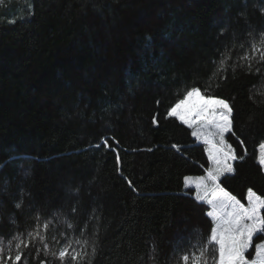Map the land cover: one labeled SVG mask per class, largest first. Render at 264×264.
<instances>
[{
  "label": "trees",
  "instance_id": "1",
  "mask_svg": "<svg viewBox=\"0 0 264 264\" xmlns=\"http://www.w3.org/2000/svg\"><path fill=\"white\" fill-rule=\"evenodd\" d=\"M262 8L264 0H2V255L17 232L26 238L37 209L50 216L77 205L65 219L77 228L87 221L84 232L61 222L47 235L56 248L53 235L65 242L58 232L87 241L89 254L96 248L91 264H182L184 253L199 256L213 224L206 201L183 180L212 166L208 145L167 116L191 87L233 106L244 141L226 134L243 159L231 162L220 186L242 203L249 188L264 196V63L251 61L249 73V61L239 59L264 31ZM222 54L230 55L226 70L213 76ZM260 241L264 233L254 245ZM214 255L209 247V264ZM40 258L26 251L23 264Z\"/></svg>",
  "mask_w": 264,
  "mask_h": 264
},
{
  "label": "snow or ice",
  "instance_id": "2",
  "mask_svg": "<svg viewBox=\"0 0 264 264\" xmlns=\"http://www.w3.org/2000/svg\"><path fill=\"white\" fill-rule=\"evenodd\" d=\"M2 2V0H0ZM264 13V8L260 10ZM252 36V34H249ZM250 45V52H246L239 59L249 61L247 68L249 73L252 71L251 61L258 58L260 63H264V31L259 33V41ZM149 39H151L149 37ZM243 47V45L241 46ZM230 59V55H221L219 67L213 76L218 72L224 71L225 66ZM213 63H216L213 61ZM243 67V65H239ZM256 74H260V69H256ZM211 79V78H210ZM227 79L226 76L220 78L217 87ZM210 89L201 90L200 87H191L186 91L184 98L172 106L168 112V117H176L183 124L192 128V135L198 140L202 139L208 147L205 151L212 166L205 169V175L197 177H184L187 185L194 184L197 189L196 199L206 201L211 210L206 213L211 217L213 225L208 237L207 244L200 252L199 256L184 253L179 256L178 262L182 264H209L205 258L209 247L214 246L215 255L211 259V264H264V241L254 245L256 234L264 233V196L258 195L252 188L247 190L245 197L247 203H242L240 199L232 195L220 186L219 180L224 173L234 171L232 161L243 159L238 157L236 149L225 139L226 134L236 137L241 146L244 141L237 136L234 131V110L225 99L214 95H207ZM264 95V93H259ZM250 99H254L250 97ZM255 102V101H254ZM260 103H264L261 101ZM251 122V120H250ZM153 123H157L153 117ZM173 147H177L173 145ZM261 156L259 163L264 166V142L259 145ZM119 160V157L117 158ZM3 165H0L2 168ZM27 174V173H26ZM24 200L15 204L17 209H23ZM78 206L72 205L69 213L52 212L47 214V208L42 207L36 210L34 216L35 226L31 231L24 234L17 232L8 241V255H2L4 249L0 248V264H23L27 252L35 250L37 253H43L44 258L36 261V264H91L90 256L94 257L96 248H92L91 254L86 251L87 241L81 244L80 240L74 242L68 239L65 232H58L59 237H64V243L57 238V235L51 237L52 241L60 244L58 248L49 243L48 232L54 228V225L63 222L66 229L78 230L81 233L88 227V222L84 221V228H77L73 223L65 219L68 215L76 216ZM40 221H43L41 224ZM10 223L17 224L15 218L10 219ZM2 239V237H0ZM15 243V255H12L11 245ZM39 243V248L34 246ZM80 245L79 249L74 246ZM255 247V255L248 259L246 253ZM155 251V246H153ZM50 257V259H49Z\"/></svg>",
  "mask_w": 264,
  "mask_h": 264
},
{
  "label": "rangeland",
  "instance_id": "3",
  "mask_svg": "<svg viewBox=\"0 0 264 264\" xmlns=\"http://www.w3.org/2000/svg\"><path fill=\"white\" fill-rule=\"evenodd\" d=\"M174 118H176V117H174ZM177 119V118H176ZM179 122H181L179 119H177ZM182 123V122H181ZM185 125V124H184ZM187 126V125H186ZM188 127V126H187ZM189 128V127H188ZM192 131H193V129L192 128H190ZM261 149L259 148V155H258V162H259V158H260V156H261ZM260 164V163H259ZM261 165V164H260ZM261 167H262V169L264 170V166H262L261 165ZM188 177H197V176H188ZM183 182H184V185L185 186H187V187H194L195 188V195H197V189H196V187H195V185L194 184H192V185H187L186 183H185V180H183ZM247 195V194H246ZM246 203H247V201H246ZM211 210V208H210V206H209V210L208 211H210ZM210 219H211V217H209ZM211 221H212V219H211ZM212 224H213V221H212ZM66 242V241H65ZM75 244V243H74ZM75 247H76V245H74Z\"/></svg>",
  "mask_w": 264,
  "mask_h": 264
},
{
  "label": "crops",
  "instance_id": "4",
  "mask_svg": "<svg viewBox=\"0 0 264 264\" xmlns=\"http://www.w3.org/2000/svg\"><path fill=\"white\" fill-rule=\"evenodd\" d=\"M208 205V204H207ZM209 206V205H208Z\"/></svg>",
  "mask_w": 264,
  "mask_h": 264
}]
</instances>
